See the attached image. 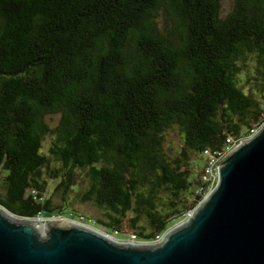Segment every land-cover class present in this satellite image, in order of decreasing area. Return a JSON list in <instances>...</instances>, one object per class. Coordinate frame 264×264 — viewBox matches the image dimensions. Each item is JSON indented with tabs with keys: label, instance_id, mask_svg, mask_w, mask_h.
<instances>
[{
	"label": "trees",
	"instance_id": "obj_1",
	"mask_svg": "<svg viewBox=\"0 0 264 264\" xmlns=\"http://www.w3.org/2000/svg\"><path fill=\"white\" fill-rule=\"evenodd\" d=\"M263 113L264 0H0V206L18 217L79 202L153 241L201 200L204 149Z\"/></svg>",
	"mask_w": 264,
	"mask_h": 264
},
{
	"label": "water",
	"instance_id": "obj_2",
	"mask_svg": "<svg viewBox=\"0 0 264 264\" xmlns=\"http://www.w3.org/2000/svg\"><path fill=\"white\" fill-rule=\"evenodd\" d=\"M0 264H264V124L219 160L215 187L159 242L0 208Z\"/></svg>",
	"mask_w": 264,
	"mask_h": 264
},
{
	"label": "rangeland",
	"instance_id": "obj_3",
	"mask_svg": "<svg viewBox=\"0 0 264 264\" xmlns=\"http://www.w3.org/2000/svg\"><path fill=\"white\" fill-rule=\"evenodd\" d=\"M220 1V12L222 15L226 14L232 7V4H233V0H219ZM56 121V117L50 121V124L53 125ZM49 137H46L44 140H43V144H42V151L46 154H48V147H49ZM166 144H167V148L169 150V152H171L172 150L173 151H178L180 150L181 148V145H180V139L177 135V133L173 130H170L169 131V134L168 136L166 137ZM194 162H197L196 159H193V164ZM198 164L199 166L202 168L203 165H204V158H200L198 160ZM3 172L0 171V194H4L5 193V189H4V185H3ZM54 181H50L48 183V187H47V194L51 191V189L53 188L54 186ZM72 208H67V209H64V215L68 216L69 213H67V211L69 212V210H72L75 214V215H78L79 213L80 214H83L84 216L86 217H90L92 219H97V218H100L102 217V211L97 209V208H94L93 206L89 205V204H81L79 202H75L74 204L71 205ZM39 217H35L33 219H38ZM58 217L56 218H53L54 220L57 219ZM68 220H70L68 217H66ZM185 217H182L181 219L179 220H175L171 223V227L179 224L182 220H184ZM40 220H42L40 218ZM46 220V219H45ZM67 221V220H65ZM73 222H76V219H74ZM87 226H90L92 228H95L101 232H104V233H107L110 232V233H107L109 234L114 240L118 241V242H121V243H124V242H132L134 241L135 243H140V244H149V243H157L159 242L161 239H162V235H160V237L158 238L159 241H141V240H137L135 238L132 237V235H130V231L129 229L124 225L123 228L121 229L120 232H113L111 230H107L103 227H98L100 226L99 224H93L92 222L90 224H87ZM170 227V228H171Z\"/></svg>",
	"mask_w": 264,
	"mask_h": 264
},
{
	"label": "built area",
	"instance_id": "obj_4",
	"mask_svg": "<svg viewBox=\"0 0 264 264\" xmlns=\"http://www.w3.org/2000/svg\"><path fill=\"white\" fill-rule=\"evenodd\" d=\"M263 124H264V113L262 115V118L257 123H255L247 131L246 134H243V135L238 136V137L227 136L225 139V144L219 150L210 151L209 149H204V151H203L204 165H203L201 172H200L201 186L197 189V192H200L202 194L201 200L215 187V185L218 181V162H219V160L222 159L233 148H235L237 145H239V143L242 140L249 139L250 137H252L253 134H255ZM192 210H190L185 215L184 219H186L188 216L191 215ZM37 217H39L38 219L41 218L42 220H45V219L46 220H54L53 218H56V217H58L57 219H63V220H67V221H74V219H76V222L86 224V225L90 224L91 222L93 223V220L87 221V219L85 218L84 215H79V214L75 215L73 213H69L68 216H66L64 214H60V215H55V216H50V217H44L43 214L41 213ZM66 217H68L70 220H68ZM163 234H161L162 238H163ZM130 235H132V237L136 239V236L134 234H130ZM159 237H160V235L157 236V238L153 241H159V239H158ZM132 242H134V241H132Z\"/></svg>",
	"mask_w": 264,
	"mask_h": 264
},
{
	"label": "bare ground",
	"instance_id": "obj_5",
	"mask_svg": "<svg viewBox=\"0 0 264 264\" xmlns=\"http://www.w3.org/2000/svg\"><path fill=\"white\" fill-rule=\"evenodd\" d=\"M0 208H1L3 211H5L6 213H8L9 215H11V216H13V217H15V218H17V219L40 220V219H33V218H19V217H17V216H14V215L10 214L9 212H7L3 207L0 206ZM55 220H57V219H55Z\"/></svg>",
	"mask_w": 264,
	"mask_h": 264
}]
</instances>
